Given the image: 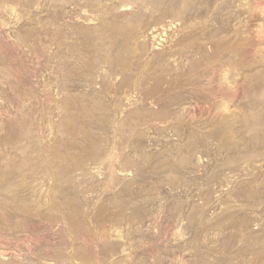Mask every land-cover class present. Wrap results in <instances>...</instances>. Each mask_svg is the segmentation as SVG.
<instances>
[{
    "label": "rangeland",
    "instance_id": "1",
    "mask_svg": "<svg viewBox=\"0 0 264 264\" xmlns=\"http://www.w3.org/2000/svg\"><path fill=\"white\" fill-rule=\"evenodd\" d=\"M0 264H264V0H0Z\"/></svg>",
    "mask_w": 264,
    "mask_h": 264
}]
</instances>
